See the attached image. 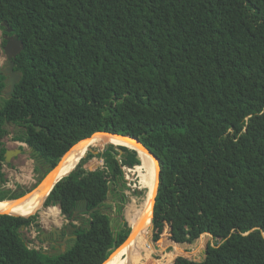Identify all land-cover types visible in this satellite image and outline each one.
I'll return each instance as SVG.
<instances>
[{
  "label": "trees",
  "instance_id": "1",
  "mask_svg": "<svg viewBox=\"0 0 264 264\" xmlns=\"http://www.w3.org/2000/svg\"><path fill=\"white\" fill-rule=\"evenodd\" d=\"M0 26L24 44L21 77L0 104V140L16 126L13 139L51 168L96 132L139 137L160 160L153 239L165 244L179 231L217 241L202 259L174 264H264V0H0ZM6 79L0 71V94ZM6 151L0 142V183ZM138 154L111 144L55 184L45 207H88L89 227L65 250L28 245L23 229L42 209L0 214V264H103L131 231L122 167L142 161L148 187L150 163ZM90 158L107 167L80 172ZM18 196L0 188L1 201ZM147 238L132 264H158L151 227ZM179 253L175 245L164 260Z\"/></svg>",
  "mask_w": 264,
  "mask_h": 264
},
{
  "label": "rangeland",
  "instance_id": "2",
  "mask_svg": "<svg viewBox=\"0 0 264 264\" xmlns=\"http://www.w3.org/2000/svg\"><path fill=\"white\" fill-rule=\"evenodd\" d=\"M5 38H7V35L3 33V30L1 29V26H0V71H4V67L8 63V58L4 52V46L6 44L5 45L3 44V41ZM5 75H7L8 77V74L5 73ZM8 90L9 88L7 87L3 91V93L0 94V104L3 101V98L8 95L7 94ZM6 128L8 130V133L0 140V142H2L3 145L7 149L13 150V149L21 148L22 151L19 152L16 156H13L9 162L4 163L3 171L5 173V181L0 183V188L4 189L10 194H16L18 192H21L22 193L21 196L24 197L35 189V184L38 180L39 172L36 170V164L34 162V158L29 152L31 150L29 146L24 142L16 141L13 139V136L15 135L17 131L16 126L12 124H7ZM95 148L99 149L100 151H103L105 149V145H100ZM142 163L143 162L141 161V164L138 165L139 169H140V166H142ZM135 166L133 167L129 166L133 168L132 170H125L124 169L125 167L124 168L122 167L126 185H127V187L124 188V191L127 195V201L124 203L122 215L124 216V218H126L128 223H129V220L127 218V215L131 217L136 214L134 209L131 210L130 212L129 211L127 212L129 205L131 206L132 204L136 203L137 206L141 207L142 203L145 201V198L147 196V191H148V189L146 188L142 180L140 171L137 170ZM106 167L107 166H103L104 169ZM135 190H138L137 194L134 193ZM133 201H136V202H133ZM51 206L54 207L56 210V214H57L56 217L41 214L43 210L35 213V214H38V224L41 225L46 230H50L51 227H61L62 225H65V223L68 222V220L62 213L59 205H51ZM145 206H147V203L143 205V207ZM48 207L49 206H46V208ZM85 215L89 217L88 214L85 213ZM139 219L140 217L137 215V220ZM73 222H74L73 223L74 225L79 224L77 220H73ZM233 233L234 231L228 235V238H231V236H233ZM242 233L243 234H240L242 236L248 235L250 233V230H246V231L244 230L242 231ZM23 235L25 239L27 240L28 245L31 248L44 250L49 253H57L59 251L65 250L67 246L71 244V238H72L71 236L66 241V243L61 247H53L51 246V244H49L48 242L40 238V233L36 226L24 228ZM151 241L153 242L154 248H155V252L153 253L152 258L157 260L158 264H174L175 258L179 255L200 260L204 257V252L208 244L217 243V241L213 239V237L209 234H203L197 240H193L189 236H186V237L181 236L179 231L177 233L172 234L170 239H168L165 244L160 243L159 238L157 240L153 239V223L151 226ZM175 245H178L182 249H184V253L177 254L173 258L172 262L168 263L167 261L164 260V257L167 253L174 250Z\"/></svg>",
  "mask_w": 264,
  "mask_h": 264
},
{
  "label": "bare ground",
  "instance_id": "3",
  "mask_svg": "<svg viewBox=\"0 0 264 264\" xmlns=\"http://www.w3.org/2000/svg\"><path fill=\"white\" fill-rule=\"evenodd\" d=\"M111 144L116 145H126L128 147L136 148L138 153L142 154L150 163L151 173L149 182L147 183L149 190L148 197H147V206L141 207L137 206L136 203L132 204L131 207L135 210L136 214L129 217V223L132 229V234L127 242L121 245L115 253L104 263V264H121L124 260V264H132L130 261L135 255L134 253H130L134 246L139 243L144 237L149 242L147 238V232L149 231L151 224H152V212L154 209V199L157 193L158 184H159V164L158 162L146 151L140 149L133 139L129 138L128 136H118L109 133H95L91 138L83 140L76 144L64 157L65 158V168L63 172H69L73 168L77 167L80 163L81 159L87 157L88 154L94 153L98 154L101 151L96 149L93 146H100L105 145V149L107 150L108 146ZM89 148V152L85 155H79L81 152L84 151L85 148ZM73 162L72 166L70 167L71 163ZM139 169V166H136ZM135 167V168H136ZM67 168V169H66ZM140 171V169H139ZM62 172V173H63ZM58 177V176H57ZM56 177V178H57ZM142 177V176H141ZM143 180V177H142ZM144 182V180H143ZM51 186H45L44 183H39L35 187L33 191L28 193L26 196L20 198L19 200L14 199H5L0 201V214H12V215H19L28 217L33 213L37 212L38 210L42 209L41 214L49 215V216H57L56 210L54 207L49 206L48 208L45 207V201L48 197V192L50 191ZM34 192V193H33ZM33 193V194H32ZM136 202V201H133ZM134 212V213H135ZM87 214V213H86ZM137 215L140 217L137 220ZM46 219V218H45ZM151 221V223H150ZM130 253V254H129ZM141 253L138 258H140ZM137 258V259H138Z\"/></svg>",
  "mask_w": 264,
  "mask_h": 264
},
{
  "label": "water",
  "instance_id": "4",
  "mask_svg": "<svg viewBox=\"0 0 264 264\" xmlns=\"http://www.w3.org/2000/svg\"><path fill=\"white\" fill-rule=\"evenodd\" d=\"M2 25L6 27L7 32H12L13 31V28L11 26H9V24L7 22L2 23ZM23 48H24L23 41L21 39H19L18 36H16V35H8L7 36V43L4 46V52H5V54H6L7 58H8V63L4 67V73L8 74V77L6 79V82H7L8 86H9V90L7 91V94L8 95H11L13 93V91L15 89V86H16V83L19 81V79L21 77L20 73L15 69V58L23 50ZM96 133H109V134H114V135H118V136H128L129 138H131L134 141H136V143H137V145H138V147L140 149H142V150L146 151L147 153H149L158 162L159 168H160V160H159V158L151 151V149H149L141 141V139L139 137H136V136H133V135H129V134H127V135H121V134H118V133H112V132H106V131H99V132H96ZM92 136L87 137V138H83V139L79 140L77 143H75L73 146H71V148L69 150H67L60 157L59 161L55 165H53L51 168H48L47 166H43V164L39 160L34 159L35 164L37 166H39L40 169H41V174H40L41 182L40 183L43 182L45 186H51L50 191L48 192V195L50 194V192L52 191L53 187L55 186V184L58 181H60L61 179H63L65 176L69 175L72 171L77 170V167H75V168H73L72 170H70L67 173L66 172H63V169L65 168V165H64L65 158L64 157L66 156V154L76 144H78L79 142H81L83 140L89 139ZM114 145H116V144H114ZM124 146H126V145H124ZM129 148H131V147H129ZM133 149H136V148H133ZM21 151H22L21 148H17L15 150L7 149V151L5 153V155H6V162H9L10 159L13 156H16ZM29 152L32 153L31 150ZM138 156H139V154H138ZM94 166L95 165L93 164V160L90 158L89 160H87L82 165V167L80 169V172L84 173L87 170H91V171H95L96 173H100L104 169L102 166H96L95 168H94ZM159 176H160V169H159ZM158 189H159V184H158ZM158 189H157V193H158ZM157 193H156V195H157ZM20 198H22V196H18L17 198H12V199L19 200ZM108 199L109 200H112V197H109ZM155 203H156V196H155V199H154V208H155ZM87 212H88V207L86 205L83 208H77L75 210L74 214H71V213L64 214V216L66 217V219L68 220V222L69 221L72 222V223L70 222V224H69V230H68L69 234H71L74 230L78 229L80 227V225H83L84 227H89V224L87 222L89 220V217H87L85 215V213H87ZM152 215H153L152 216V223H153L154 209H153ZM74 218H76L75 220H77L79 222L78 225H74L73 224L74 223L73 222V219ZM36 227H37V229H39L41 227V225H37ZM131 234H132V229H131V231H130L128 237H127V239L121 245H123L125 242L128 241V239L130 238ZM207 234L210 235V233H207ZM68 238H70V236ZM120 246H118V247L115 246L114 247V251L110 254V256L108 257V259L115 253V251Z\"/></svg>",
  "mask_w": 264,
  "mask_h": 264
},
{
  "label": "flooded vegetation",
  "instance_id": "5",
  "mask_svg": "<svg viewBox=\"0 0 264 264\" xmlns=\"http://www.w3.org/2000/svg\"><path fill=\"white\" fill-rule=\"evenodd\" d=\"M15 150V149H13ZM136 167V166H135ZM19 196L22 195L21 192H18ZM74 214V213H73ZM74 218L73 220H75ZM72 223V222H71ZM69 224L70 222L65 223L61 227H51L50 230L44 229L42 226L38 229L40 233V238L51 244L53 247H61L69 239L68 237L72 236V233L69 234ZM39 225V224H38Z\"/></svg>",
  "mask_w": 264,
  "mask_h": 264
},
{
  "label": "built area",
  "instance_id": "6",
  "mask_svg": "<svg viewBox=\"0 0 264 264\" xmlns=\"http://www.w3.org/2000/svg\"><path fill=\"white\" fill-rule=\"evenodd\" d=\"M125 167V168H124ZM123 168L125 169V170H132L133 168L132 167H129V166H123Z\"/></svg>",
  "mask_w": 264,
  "mask_h": 264
},
{
  "label": "crops",
  "instance_id": "7",
  "mask_svg": "<svg viewBox=\"0 0 264 264\" xmlns=\"http://www.w3.org/2000/svg\"><path fill=\"white\" fill-rule=\"evenodd\" d=\"M137 170H139L137 167H136ZM133 210V208L129 205L128 209H127V212Z\"/></svg>",
  "mask_w": 264,
  "mask_h": 264
}]
</instances>
